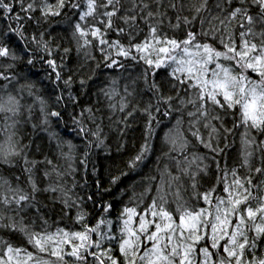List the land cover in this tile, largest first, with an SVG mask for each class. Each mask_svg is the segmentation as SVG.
<instances>
[{"label": "snow or ice", "instance_id": "snow-or-ice-1", "mask_svg": "<svg viewBox=\"0 0 264 264\" xmlns=\"http://www.w3.org/2000/svg\"><path fill=\"white\" fill-rule=\"evenodd\" d=\"M38 61L47 96L20 71ZM93 87L96 103H82ZM137 113L139 149L109 186L96 179L98 191L81 195L77 159L109 147L107 126L123 140ZM165 120L167 161L142 192L131 186L113 219L106 194L152 154ZM61 122L86 141L81 157ZM29 123L48 134L43 143L25 142L19 126ZM49 199L65 215L75 209L79 229L38 230ZM0 230L34 249L0 237V264H264V0H0Z\"/></svg>", "mask_w": 264, "mask_h": 264}, {"label": "trees", "instance_id": "trees-1", "mask_svg": "<svg viewBox=\"0 0 264 264\" xmlns=\"http://www.w3.org/2000/svg\"><path fill=\"white\" fill-rule=\"evenodd\" d=\"M58 30L61 34L67 36V31H65V25H58ZM111 39H116L117 34L111 33ZM65 46H71L68 44V41L65 39L62 42ZM97 58L101 56V53L97 49L95 52ZM77 53L75 50L70 54V56L66 57V61L73 67L76 65ZM46 69H48L47 64L42 61H38L35 68H29L27 66L21 65L20 71L22 74H28L31 76L32 80L39 81L43 84V88L38 92L39 95L51 94L53 89L52 81L45 79L46 77ZM102 75L100 76V80L108 79V74L111 73V70L102 69ZM23 82V81H22ZM78 90V89H77ZM29 100H33V98H27ZM97 93L96 88L93 87L90 91L89 95H83L81 97L82 103H96ZM104 100L101 97V105H104ZM36 108H38V102H35ZM36 108H34V113L36 112ZM102 111H107V108L104 107ZM120 114L117 113V116ZM35 119V116L33 117ZM116 119V116L113 117ZM130 126L126 130L123 136V140L116 131V127L114 125H109V121L106 118L104 124L105 133L107 135L106 144L109 146L107 149L103 147L95 148L90 152V155L87 158V162L85 163L82 158L77 159V167L79 171L76 174L77 180L80 182V188L78 191L81 192V195L84 194L85 191L91 193L93 191H98L95 185V180L99 179L101 184L104 186H109V177L114 173H118L119 169L122 168L123 161L128 158L130 155H134L135 152L139 149L140 144L142 143V137L145 132L144 128V120L141 114L137 113L135 117L129 118ZM171 127V124L168 123L167 120L160 126V128L156 131V139L153 142V152L148 158L144 161V164L137 171L128 172L127 176L121 178V181L115 185L111 186V193L106 194V198L113 202L115 205V211L113 213V219L115 216L120 213L125 205H129V197L132 192V185H135L136 192H142L144 187L148 184V177L155 176L156 169L164 162L167 161V157L163 155L164 151L167 150V147L163 141V133L167 127ZM62 136L66 139H71L75 144L78 145L77 157H81V153L85 150L86 141L83 139L82 135H77L76 132L73 131V126L70 124L65 127L64 122L56 125H53ZM21 128V134L25 137V142H27L29 136L36 143H43L45 138L47 137V133L43 131L34 132L31 128V124H21L19 126ZM122 143L123 147L118 151L117 144ZM38 155V154H37ZM161 157L162 159H157ZM63 163V161H61ZM85 169L87 171L85 172ZM87 176V183L85 184L83 180H81L82 176ZM155 185H153V188ZM155 196V192L149 193L144 200H142L138 206V211L144 208L151 200L152 197ZM50 204V208L46 210V215L48 218L47 225H37V229L46 228L49 232H55L56 229L66 228L68 230H77L80 227V223L75 219V209L71 210L69 215H65L61 212V205L58 201H51L50 199L47 201ZM131 206H136V201H131ZM170 210H174L176 208V204L171 200L168 204ZM198 207H207L202 201L198 204ZM89 211L92 213V216L89 218L90 222H95V217L98 215V211L92 209L89 206ZM179 215L178 212L175 213ZM139 219V218H137ZM0 237L4 239L11 240L14 244H18L22 247H27L29 250H33L31 245L26 243V239L20 233H7L4 230H0ZM210 243V240L208 241ZM203 243V241H201ZM223 243V242H221ZM115 251V246H114ZM261 252L264 253V249H261ZM118 255L119 253L116 252ZM259 254V253H258ZM49 259L55 260V257H48ZM67 259H71L67 257Z\"/></svg>", "mask_w": 264, "mask_h": 264}]
</instances>
